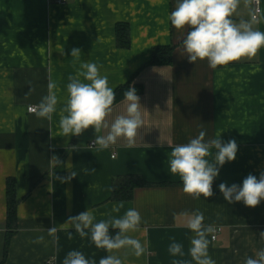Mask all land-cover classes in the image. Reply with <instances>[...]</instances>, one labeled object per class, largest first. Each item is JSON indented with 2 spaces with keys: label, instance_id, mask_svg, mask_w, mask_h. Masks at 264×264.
<instances>
[{
  "label": "crops",
  "instance_id": "0c3cea01",
  "mask_svg": "<svg viewBox=\"0 0 264 264\" xmlns=\"http://www.w3.org/2000/svg\"><path fill=\"white\" fill-rule=\"evenodd\" d=\"M176 2L0 0V264H63L73 250L96 264L109 254L123 264H195L189 253L194 233L185 214L197 210L206 226L221 228L216 240L208 235V254L216 264H244L264 249L259 236L264 231V200L255 208L242 201L229 204L219 191L221 183L242 186L249 174L259 179L264 172V48L251 59L216 69L207 60L189 63L183 49L188 29L177 30L168 19ZM260 5L253 27L264 32V0ZM254 12V0L247 7L240 0L232 19L250 21ZM117 23L129 25V48L117 44ZM164 45L174 46L172 65H147L153 48ZM73 48L81 50L79 59L71 57ZM83 62L95 63L114 91L128 83L143 88L137 95L144 123L132 147L119 138L98 151L92 127L80 136H63L59 114L68 97V78L81 71ZM49 82L56 85L58 97L51 120L28 110L48 95ZM126 106L124 98L114 103L107 122L125 115ZM202 130L205 141L220 133L223 142L234 139L238 151L234 161L220 167L214 195L193 199L183 192L180 177L170 173L169 158L173 147ZM106 132L102 129L100 135ZM210 151L206 159L213 162L216 150ZM53 156L61 163H53ZM71 171L77 176L59 179ZM130 175L151 185L136 188L132 199L110 200L114 179ZM9 178L15 180L19 200L17 225L11 230ZM120 202L124 207L113 212ZM129 208L142 217L139 229L128 233L146 247L140 257L131 249H97L90 233L81 238L65 224L86 210L98 222L119 218ZM52 227L57 229L55 237L48 234ZM41 236L43 242H34ZM174 241L183 246L182 256L169 253Z\"/></svg>",
  "mask_w": 264,
  "mask_h": 264
},
{
  "label": "clouds",
  "instance_id": "9594fccd",
  "mask_svg": "<svg viewBox=\"0 0 264 264\" xmlns=\"http://www.w3.org/2000/svg\"><path fill=\"white\" fill-rule=\"evenodd\" d=\"M252 3L253 0H244L246 7ZM239 5L240 0H177L175 9L168 19L175 29H188L183 39V49L189 63L195 64L198 60H207L208 66L216 69L242 58L251 59L261 48H264V32L253 27L256 22L254 13L250 21L240 19L237 22L232 19ZM80 54L79 48L71 50V57L79 59ZM68 79L69 83L66 86L68 97L59 114V126L63 136H80L92 127L97 134L93 146H98V151L115 145L119 138H123L127 146L132 147L136 142L138 129L144 123L136 89L131 87L124 92V100L127 103L126 114L116 116L109 124L107 118L112 113L116 95L114 89L109 86L107 75H101L95 63L83 62L81 71L75 76H69ZM55 87L54 83L49 82L48 95L44 96L39 104L29 107V112L34 113L37 118L51 120L58 104V97L53 91ZM102 129L107 130L106 134L100 135ZM220 134L205 141L206 132L202 130L188 143L178 144L172 148L169 171L172 175L180 177L183 192L193 199L212 197L213 181L219 176L220 167L236 159L238 151L236 141L231 139L223 142ZM213 148L216 152L214 161L210 162L206 157L212 155L210 150ZM51 161L55 164L61 163L56 156H53ZM75 176L77 174L71 171L68 177L59 179L66 182ZM219 191L229 204L242 201L245 206L255 208L261 200H264V172H261L259 179L249 174L243 180L242 186L237 184L228 186L227 183H221ZM123 207V202H120L112 211L119 212ZM185 215L189 216L187 227L194 233L189 249L193 261L195 264H216L208 254L210 243L208 235L214 233V226L204 224V215L199 210ZM141 221L139 211L129 208L119 218L98 222L93 212L86 210L76 216H70L65 224L73 228L81 238L90 233L91 241L97 249L106 250L108 253L131 249L133 255L140 257L147 249L128 233L137 231ZM110 229L118 231L112 235ZM56 231L55 227L48 229L49 236L55 237ZM259 236L264 240V231H261ZM68 238H72L71 231L68 233ZM43 239L44 237L41 236L34 242H43ZM168 251L173 256L184 254L183 246L175 241L169 245ZM63 264H96V262L87 259L82 252L73 250L67 253ZM99 264H123V261L117 255L109 254L102 257ZM244 264H264V249L257 251L255 258L247 257Z\"/></svg>",
  "mask_w": 264,
  "mask_h": 264
},
{
  "label": "trees",
  "instance_id": "16d2710c",
  "mask_svg": "<svg viewBox=\"0 0 264 264\" xmlns=\"http://www.w3.org/2000/svg\"><path fill=\"white\" fill-rule=\"evenodd\" d=\"M117 31V44L121 48H129L131 45L130 38V28L126 23H117L116 26ZM173 45H164V46H156L152 50V55L147 65L152 66H170L173 62ZM134 87L136 89L137 94H141L143 92V88L140 86H132L131 83L125 84L117 88L114 92L116 95V99L114 103L120 101L124 98V92L129 88ZM113 103V104H114ZM151 185L149 182L142 179V177L138 175H130L126 177H118L113 181V191L110 197V200H129L132 199L134 195V191L138 187H144ZM7 195H8V209H7V227L8 229H14L17 225L18 215H17V207H18V198L16 194V183L14 178H9L7 181ZM118 230H110L111 234L116 233ZM12 235V231L8 232L6 239L5 251L7 253V248L10 241V236Z\"/></svg>",
  "mask_w": 264,
  "mask_h": 264
},
{
  "label": "built area",
  "instance_id": "2783aa9c",
  "mask_svg": "<svg viewBox=\"0 0 264 264\" xmlns=\"http://www.w3.org/2000/svg\"><path fill=\"white\" fill-rule=\"evenodd\" d=\"M254 4H255V12H254V14L256 15V19H258L259 15H260V13L262 11V8H261V5H260V0H254ZM214 228H215V231H214V233L211 234L212 240H216L218 234L221 231L220 227H214ZM213 237H215V238L213 239Z\"/></svg>",
  "mask_w": 264,
  "mask_h": 264
}]
</instances>
